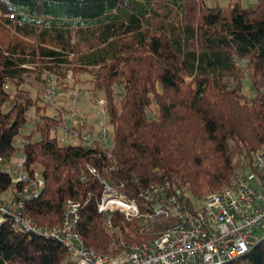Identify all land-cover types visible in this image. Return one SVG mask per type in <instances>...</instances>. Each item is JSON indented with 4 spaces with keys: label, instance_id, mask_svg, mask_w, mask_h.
Returning <instances> with one entry per match:
<instances>
[{
    "label": "trees",
    "instance_id": "16d2710c",
    "mask_svg": "<svg viewBox=\"0 0 264 264\" xmlns=\"http://www.w3.org/2000/svg\"><path fill=\"white\" fill-rule=\"evenodd\" d=\"M86 72L106 99L110 154L98 136L89 147L61 143L64 108L55 106L52 115L46 94L27 88L34 76ZM33 108L36 119L29 116ZM28 122L33 127L23 132ZM262 146L264 0H0V157L7 162L19 150L24 170L30 176L41 170L44 178L41 194L24 202L28 217L59 225L67 202L79 203L84 241L117 255L163 232L172 219L147 223L116 211L110 227L98 209L101 178L144 213L141 193L150 185L168 184L204 201L232 187L233 175L248 169ZM24 185L0 169V191ZM0 264L77 262L59 240L6 221ZM225 264H264V234Z\"/></svg>",
    "mask_w": 264,
    "mask_h": 264
},
{
    "label": "built area",
    "instance_id": "2783aa9c",
    "mask_svg": "<svg viewBox=\"0 0 264 264\" xmlns=\"http://www.w3.org/2000/svg\"><path fill=\"white\" fill-rule=\"evenodd\" d=\"M54 78L51 75L48 79L50 88L45 97L47 101L58 93L56 86H53ZM100 104L105 114L106 102L101 101ZM76 113L72 112L70 118L75 117ZM69 121L65 116V125L61 129L67 137L59 138L61 143H67L66 138L71 136L90 144L97 137L94 132L73 129L75 124ZM98 137L104 142L107 154H110L111 136L106 125H102ZM21 167L22 163H19L13 168L0 157V169L12 176L13 183L28 184L19 192L18 200L13 204L4 202L0 192V224L9 221L13 229L59 240L77 264H225L244 255L258 241L251 234L253 230L264 231V148L256 152L248 169L236 174L232 187L209 193L204 201H197L182 190L170 188L168 184L150 185L141 193L145 198L144 213L136 199L101 178L104 193L98 209L107 217L106 222L110 227V215L116 211L127 218L143 217L147 223L153 222L156 216L172 219L171 226L163 232L124 248L117 255L102 253L84 241L78 231L79 203L67 202L59 226H48L28 217L23 212L24 202L41 194L44 178L42 173L29 178ZM91 171L97 173L95 169ZM148 229L145 226L142 232ZM121 244L126 246V241L123 240Z\"/></svg>",
    "mask_w": 264,
    "mask_h": 264
},
{
    "label": "rangeland",
    "instance_id": "374dc122",
    "mask_svg": "<svg viewBox=\"0 0 264 264\" xmlns=\"http://www.w3.org/2000/svg\"><path fill=\"white\" fill-rule=\"evenodd\" d=\"M247 1L248 0H244L245 3H247ZM223 2H227V1H223ZM49 76L50 75L44 74L41 78H37L35 76L32 77L31 78V81L33 82L32 86H27V88L32 89L34 96L36 95L37 91L48 95L49 92L47 91L50 88L49 86L50 83L48 82V79L50 78ZM54 77H55L54 78L55 84H53V86H56L58 93L53 99L49 100L51 101L49 105L50 106L49 113H51L52 115H56L57 112L55 106L61 105L62 107L61 106L60 107L62 108V110L64 108L65 116L68 117L69 120H71L69 121L71 124H75L76 126L80 125L81 123L92 124L95 126V131H94L95 136H98L99 130L101 129L102 125H106L110 131V127L106 123L108 119V113L107 112L105 114L102 113L103 108L101 107L102 105L100 104L101 101L106 102V99L102 91H95L93 89L94 75L92 73L86 72L76 77H73L72 74L68 76H57L54 74ZM249 86L250 85L247 82L246 83L247 92L249 91ZM72 112H77L76 113L77 115L75 117L70 118V114ZM35 113H36L35 108H33L30 111L29 116L32 119H36L37 117ZM33 124L34 122L26 123L23 128V132L29 131L33 127ZM57 136L58 138H62V137L65 138L67 137V134H65L62 130H59ZM110 136H111V132H110ZM40 137L41 134H37L35 136V139L38 140L40 139ZM66 139H67V143L76 144L77 142H79L78 139L72 138L71 136ZM16 144L22 145V135H19L17 137ZM85 145L87 147L90 146L89 143H85ZM262 148H264V146L259 147L257 151L261 150ZM7 162L8 165L13 166V168H15L17 164L22 163L21 171H23L26 174V176L29 178L35 177L37 173H42L41 170H37L33 176H30L28 172L25 171L23 168L24 155L19 150L11 159L7 160ZM236 174L233 175V178L236 176ZM23 183H25V185L21 189L15 192L13 190H8L5 192L0 191L2 194L3 201L12 204L16 203V200H18L19 198L18 195L19 192L28 185L26 182ZM45 225L59 226V225H49V224H45ZM251 234L252 236L258 238L259 240L262 238L264 231L262 229H255L251 232Z\"/></svg>",
    "mask_w": 264,
    "mask_h": 264
},
{
    "label": "crops",
    "instance_id": "0c3cea01",
    "mask_svg": "<svg viewBox=\"0 0 264 264\" xmlns=\"http://www.w3.org/2000/svg\"><path fill=\"white\" fill-rule=\"evenodd\" d=\"M61 106V105H60ZM62 107V106H61Z\"/></svg>",
    "mask_w": 264,
    "mask_h": 264
}]
</instances>
